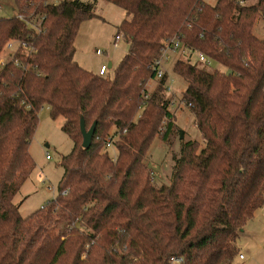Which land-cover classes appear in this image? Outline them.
Listing matches in <instances>:
<instances>
[{
    "label": "trees",
    "instance_id": "obj_1",
    "mask_svg": "<svg viewBox=\"0 0 264 264\" xmlns=\"http://www.w3.org/2000/svg\"><path fill=\"white\" fill-rule=\"evenodd\" d=\"M125 19L116 26L128 53L112 75L76 61V38L96 17L98 0H13L0 17V54L24 43L0 67V264H235L246 223L264 204V39L255 32L264 0H105ZM178 36L173 71L187 87L205 146L182 142L171 183L159 185L147 164L159 136L178 131L167 97L168 75L154 91L162 41ZM202 53L227 71L211 69ZM46 107L74 142L62 157L57 196L24 217L15 197L36 171L30 146ZM81 118L97 127L82 146ZM117 136V160L105 143ZM64 192H66L64 194Z\"/></svg>",
    "mask_w": 264,
    "mask_h": 264
},
{
    "label": "rangeland",
    "instance_id": "obj_2",
    "mask_svg": "<svg viewBox=\"0 0 264 264\" xmlns=\"http://www.w3.org/2000/svg\"><path fill=\"white\" fill-rule=\"evenodd\" d=\"M58 2L60 0H51ZM88 1V0H83ZM96 9V17L85 20L79 28V34L75 41L77 47L76 58L78 62L92 72L104 63L106 66L110 62L114 64L109 75H112L120 60L128 53L129 47L123 39L119 47L114 46V38L119 33L117 24L124 18V11L117 5H114L105 0H98ZM210 4H215L218 0H205ZM257 0H249L248 4ZM17 11L14 8L13 0H0V17L16 16ZM256 34L264 39V18H259L255 25ZM102 50L103 54L98 56L96 52ZM107 52V53H105ZM171 55V53H169ZM6 57V55H5ZM172 58L165 62L164 69L168 75L167 97L171 100V111L174 116L173 120L177 125L178 131L174 133L170 142L163 141L157 136L150 148L147 158V164L154 174V179L159 185L170 184L172 172L174 169L175 158L181 155V144L185 141L197 140L200 143V148L205 146V141L196 126L191 109L184 104H181L182 94L187 87V83L173 71L175 62L178 58L186 59L179 50ZM9 56L6 57L8 59ZM193 62L198 59L197 53L191 56ZM116 65V66H115ZM211 69L227 71V69L217 63H212ZM158 78L151 80L147 84V90L154 91L158 83ZM64 119L59 117L57 120L52 119L50 110L46 107L42 108L39 118V126L33 137L30 154H32L36 163V171L23 185L21 192L15 197L17 203L23 202L20 207V213L24 217L30 213L42 208L49 200L57 196L59 180L61 179L64 169L60 165L63 156L71 154L74 148V142L62 130ZM111 157H117L118 152L115 147L107 149ZM50 155L51 159H47ZM53 186L54 190L49 187ZM64 237L54 245L47 246L38 256L37 260L42 264H49L53 261L56 251L61 246V241Z\"/></svg>",
    "mask_w": 264,
    "mask_h": 264
},
{
    "label": "built area",
    "instance_id": "obj_3",
    "mask_svg": "<svg viewBox=\"0 0 264 264\" xmlns=\"http://www.w3.org/2000/svg\"><path fill=\"white\" fill-rule=\"evenodd\" d=\"M123 38V35L121 33H118L114 39V46L118 47L117 45L119 44V42L121 41V39ZM162 44L164 45L163 50H162V55L159 59H157L154 68L156 69V75L157 78L160 80L162 79L163 76H165L166 71L164 69V64L165 62L169 61L170 56L168 55L169 53H177L179 50H182L183 52V44L180 40V38L178 36H176L175 38L172 39H165L162 41ZM24 47V43H19L15 40H11L10 42H8L5 47L3 52L0 54V67H3L6 65V62L9 61L13 55L18 52L21 48ZM97 55H102L103 51L102 50H98ZM9 56L8 59H6V57ZM198 59L200 62H202L203 64H206L208 66L212 65V61L209 58H206V56L202 53H198ZM108 71L107 66L103 65L102 68L99 71V75L100 76H104L106 75ZM170 88H168L169 90ZM181 104H184V102L181 101ZM190 109L192 108V105H187ZM118 139L117 136H109L106 143H105V149H108L110 147H115V142ZM113 158V157H112ZM47 159H51L50 155H47ZM114 161L117 160V157L113 158ZM66 192H64L65 194ZM243 258V257H242ZM182 259L178 258V257H172L170 259L171 264H181L182 263Z\"/></svg>",
    "mask_w": 264,
    "mask_h": 264
},
{
    "label": "crops",
    "instance_id": "obj_4",
    "mask_svg": "<svg viewBox=\"0 0 264 264\" xmlns=\"http://www.w3.org/2000/svg\"><path fill=\"white\" fill-rule=\"evenodd\" d=\"M124 16H125V13H124ZM122 40L123 38L121 39V41ZM119 44L117 45L118 47H119ZM175 54L176 53H171V55H175ZM168 55L170 56V58H172L170 54ZM75 59L78 62L76 55H75ZM103 65L105 64L101 63V66L95 72L96 74L99 73ZM109 65H111V67H109ZM109 65L107 66L108 71L106 75H108L111 69L114 68V64L112 62H110ZM89 70H92V69H89ZM49 188L51 190H54L53 186H50ZM246 224H247L246 227L244 228V230L242 231V234L239 237V242H238V248H239L238 254L239 255L235 260V264H264V204L257 209L253 218L249 220Z\"/></svg>",
    "mask_w": 264,
    "mask_h": 264
},
{
    "label": "water",
    "instance_id": "obj_5",
    "mask_svg": "<svg viewBox=\"0 0 264 264\" xmlns=\"http://www.w3.org/2000/svg\"><path fill=\"white\" fill-rule=\"evenodd\" d=\"M109 67H111V65H109ZM80 123H81L82 137L84 138L82 146L85 149H88L89 146L92 144L93 135L95 134L96 127H97V122H95L88 130L86 129L83 118H81Z\"/></svg>",
    "mask_w": 264,
    "mask_h": 264
}]
</instances>
